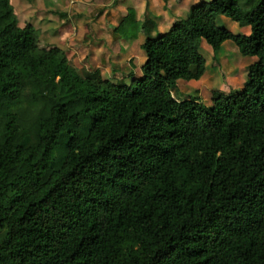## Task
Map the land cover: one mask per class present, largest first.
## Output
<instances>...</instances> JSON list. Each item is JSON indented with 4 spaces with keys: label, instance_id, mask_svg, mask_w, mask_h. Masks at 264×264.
<instances>
[{
    "label": "trees",
    "instance_id": "16d2710c",
    "mask_svg": "<svg viewBox=\"0 0 264 264\" xmlns=\"http://www.w3.org/2000/svg\"><path fill=\"white\" fill-rule=\"evenodd\" d=\"M155 26L127 83L79 71L0 0V264H264V0ZM203 39L257 57L210 107L174 94L205 74Z\"/></svg>",
    "mask_w": 264,
    "mask_h": 264
},
{
    "label": "rangeland",
    "instance_id": "374dc122",
    "mask_svg": "<svg viewBox=\"0 0 264 264\" xmlns=\"http://www.w3.org/2000/svg\"><path fill=\"white\" fill-rule=\"evenodd\" d=\"M64 1V9H62V11H66L70 18L68 24L71 26V29H75L76 27L81 29V34H83L79 37L82 38L84 36L85 39H81V45H86V47L79 49V45H77V47L74 42L68 43L67 47L70 51L66 52L72 65L77 67L79 71L84 67L88 70H93L99 67L101 68L100 70L104 71H101L104 78H114L116 80L125 79L127 83H130L132 80V77L130 76L131 72L136 76L142 75L141 65L146 61V52L142 48V43L145 40L142 27L136 28L137 26H134V28L128 29L126 32L125 29H121L122 25H127L126 22L122 25H114L110 22L107 27H102L104 29L102 31L104 35L109 33V36L106 38L108 44L106 46H103L102 44L96 46V44L93 43V37L97 30L95 28L86 29L87 25L91 24V21L97 17H95L96 13H94V9L89 10V6L85 0ZM174 1L175 0H166L168 5L167 12L162 10L147 12L149 14L146 15L149 17L151 16L157 23L151 34L152 37H157L166 31L165 28H162L164 25L163 17L167 18L168 15L177 14L176 19H185L189 15L191 6L204 0ZM245 2L246 0H241L242 5H244ZM102 10L104 11L101 7L98 11ZM103 13L105 19H109V21H111V16H117L116 13H111L110 9ZM119 13L122 19L128 18L132 21L136 19L137 11L136 9L129 8L128 11L123 10ZM96 21L97 19H95V22ZM132 22L136 25L134 21ZM218 23L221 26H226L235 33H246L244 27H241L239 23L231 20L225 15L219 16ZM250 32L251 29L249 28L248 33ZM75 36L77 38V34H75ZM88 39L92 41L91 44H93V46L86 44L88 43L86 42ZM117 39L120 40L119 43H117ZM42 40L43 39H41L40 36L41 45L46 46ZM83 40L84 42H82ZM117 46L119 48L118 55H120V57L118 61H112L110 56L116 51L115 48H117ZM95 48L101 49L96 50ZM200 50L206 58V72L203 77L198 80H178L177 87L174 91V94L177 97L184 99L193 96L198 98L206 106L210 107L213 105V90H221L228 93L243 89L248 80L250 66L257 60L256 56L242 54L232 40L226 41L220 49H215L203 39L201 41Z\"/></svg>",
    "mask_w": 264,
    "mask_h": 264
},
{
    "label": "crops",
    "instance_id": "0c3cea01",
    "mask_svg": "<svg viewBox=\"0 0 264 264\" xmlns=\"http://www.w3.org/2000/svg\"><path fill=\"white\" fill-rule=\"evenodd\" d=\"M11 1L14 5L16 13L18 14L20 24L24 25L25 23L28 22L32 23L36 27L37 31L40 33L41 39H43L42 42H44L46 46L48 47L59 46L65 49V51L67 52L70 51V49L67 47L68 43L70 42L72 43L74 42L76 46L79 45V49H82V47H86V45L85 46L81 45V39H84V36L82 38L79 37L83 34V33L81 34V29L79 27H76L75 29L73 28L71 29L70 28L71 26H69L68 24L70 18L68 17L66 11H62V9H64L63 7L65 2L64 0H11ZM85 1H87V4L89 6L88 9L89 10L94 9V13H96L95 17L97 16L91 21V24L87 25L86 28V29L95 28L97 30L95 36L93 37L94 38L93 43H95L96 46L99 44L106 46L108 44L106 38L107 36H109V33H106L105 31L106 34L104 35L102 33V31L104 30L102 27H107L110 22L113 23L114 25H122L124 22H126L127 25H122L121 29H125L127 32L128 29H132L134 28V26H137L136 28H141L142 23L145 17L147 16L146 14H149L147 12L160 11V10L167 12V7H168L166 0H85ZM177 1L178 0H175L174 2ZM101 7L102 9H104V11L110 9V12L116 13L117 16H111L112 17L111 21H109L108 18H107L108 20H106L105 15L103 13L104 11L103 10L98 11ZM129 8L136 9L137 11L136 19L132 20L136 25H134L133 22L130 21L128 18L122 19L120 17L119 12L123 10L128 11ZM54 13H63V14L66 13L67 16L64 18H58L55 17ZM176 16L177 14L168 15L167 18L163 17L164 25L162 26V28H165L166 31L169 30L170 27L174 24V22L178 20L176 19ZM95 19H97L96 21L97 23L95 22ZM244 28L246 29V34H249L248 32L250 27H244ZM75 34H77V38ZM84 40L82 42H84ZM86 42H88L86 44L93 46V44H91L92 42L91 40L88 39L86 40ZM119 42L120 40L117 39V43ZM100 49L101 48L99 49L97 48L96 50H100ZM115 49L116 51L113 52L110 56V59L112 61H118L120 57V55H118L119 54L118 46Z\"/></svg>",
    "mask_w": 264,
    "mask_h": 264
}]
</instances>
